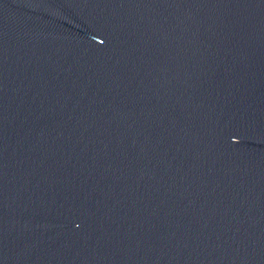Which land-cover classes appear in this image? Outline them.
<instances>
[{
	"label": "water",
	"instance_id": "obj_1",
	"mask_svg": "<svg viewBox=\"0 0 264 264\" xmlns=\"http://www.w3.org/2000/svg\"><path fill=\"white\" fill-rule=\"evenodd\" d=\"M0 264H264V0H0Z\"/></svg>",
	"mask_w": 264,
	"mask_h": 264
}]
</instances>
